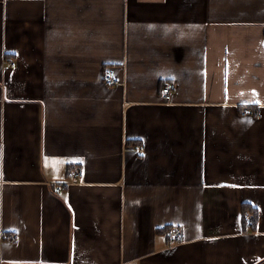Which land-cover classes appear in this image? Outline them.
Segmentation results:
<instances>
[{
	"label": "crops",
	"instance_id": "crops-1",
	"mask_svg": "<svg viewBox=\"0 0 264 264\" xmlns=\"http://www.w3.org/2000/svg\"><path fill=\"white\" fill-rule=\"evenodd\" d=\"M0 264H264V0H0Z\"/></svg>",
	"mask_w": 264,
	"mask_h": 264
},
{
	"label": "built area",
	"instance_id": "built-area-1",
	"mask_svg": "<svg viewBox=\"0 0 264 264\" xmlns=\"http://www.w3.org/2000/svg\"><path fill=\"white\" fill-rule=\"evenodd\" d=\"M11 66L14 65V62L12 60H9L8 62ZM103 80L108 85H116L120 83V80L116 74V71L114 68L108 67L104 70L103 74ZM177 88V82L176 81H168L162 85L161 92L163 99L167 102H170L173 99L174 91ZM242 115L248 114V107H244L242 112ZM136 150L138 152H143L144 147L143 146H137ZM83 176V167L82 166H74L68 170V177L69 182H77L81 177ZM59 188V187H58ZM246 216L249 220H251V215L249 213H246ZM167 235L169 238L170 244H178L182 240L183 232L180 226L173 224L170 226L167 230ZM11 238H15L16 234H11Z\"/></svg>",
	"mask_w": 264,
	"mask_h": 264
},
{
	"label": "trees",
	"instance_id": "trees-1",
	"mask_svg": "<svg viewBox=\"0 0 264 264\" xmlns=\"http://www.w3.org/2000/svg\"><path fill=\"white\" fill-rule=\"evenodd\" d=\"M244 207L246 208V210H249L252 213V222H251L250 226L252 228H254L257 217H258V212L254 207H251L248 204H244Z\"/></svg>",
	"mask_w": 264,
	"mask_h": 264
}]
</instances>
